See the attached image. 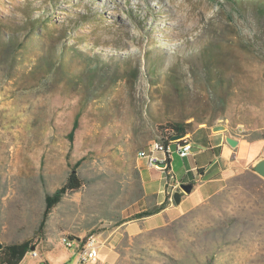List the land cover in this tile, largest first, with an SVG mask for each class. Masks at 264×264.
<instances>
[{
    "label": "rangeland",
    "instance_id": "obj_1",
    "mask_svg": "<svg viewBox=\"0 0 264 264\" xmlns=\"http://www.w3.org/2000/svg\"><path fill=\"white\" fill-rule=\"evenodd\" d=\"M194 114L264 140V0H0V236L59 264V249L82 264L65 236L92 234L97 264H264V180L249 172L161 228L133 219L156 204L138 153ZM82 158L83 188L37 239Z\"/></svg>",
    "mask_w": 264,
    "mask_h": 264
},
{
    "label": "crops",
    "instance_id": "obj_2",
    "mask_svg": "<svg viewBox=\"0 0 264 264\" xmlns=\"http://www.w3.org/2000/svg\"><path fill=\"white\" fill-rule=\"evenodd\" d=\"M228 136L238 141L237 147H231L227 143ZM189 139L193 146L190 156L181 158L177 153L171 154L170 165L175 177L174 182L164 171L149 167L145 159L138 157V169L146 196L156 198L155 206L162 205L167 196L170 197L169 204L164 210L136 220L144 223L146 230L161 228L169 224L188 209L212 198L223 189L228 180L241 173L250 172L259 176L254 168L260 160L264 159V140H249L245 135L239 134L234 136L229 130L216 133L213 127L207 125L199 126L192 134H189ZM159 155L162 157V154ZM148 170L156 173V184L151 180ZM260 178L264 180V177ZM183 184L192 185L193 188L190 193L182 192V200L178 205L174 202L173 195L177 191H182ZM146 210L148 209L145 208L142 211ZM149 221H153L154 224L147 225ZM0 241L3 246L11 245L1 236ZM40 247L32 248L19 264H46V260L50 264H59L57 261L51 262L50 260L49 252L52 248ZM62 251L59 249L62 258L60 263L66 264L63 263ZM71 252L78 254L77 250H71ZM32 253H37V257H34ZM0 264H6L4 257L0 260Z\"/></svg>",
    "mask_w": 264,
    "mask_h": 264
},
{
    "label": "trees",
    "instance_id": "obj_3",
    "mask_svg": "<svg viewBox=\"0 0 264 264\" xmlns=\"http://www.w3.org/2000/svg\"><path fill=\"white\" fill-rule=\"evenodd\" d=\"M33 37H35L34 34ZM79 117L80 116L78 115L75 118L72 130L68 137L71 142H73L75 132L79 127ZM192 118L199 124H206L209 127L214 126V124H210L208 121H206V119L200 118L196 114L189 115L182 120L170 121L168 123H164L160 125L159 127L160 136L158 142L168 143L169 140L174 136L189 135L190 134L189 128L192 126L193 123H186L185 120L188 121L189 119ZM84 160H85L84 158L78 160L73 166L75 168L74 170H77L83 164ZM249 175L255 180H260V177L253 173L249 172ZM83 185L84 183L82 182L79 174L73 173L72 171L68 176L67 182L62 187H60L55 193L46 196L45 210L40 225L38 227V231L36 233L37 239L42 238V236L44 235L49 217L51 216L53 210L62 201L64 196H66L67 194L78 192L83 188ZM169 198L170 197L167 196L166 201L162 205H156L155 208L152 210H146L135 214L133 219H141L161 212L168 206ZM33 247H37V245L34 244V241L32 240H27L21 243H16L11 245H5L3 249L0 251V260L4 257L6 264H19L20 261L26 256L27 253L31 251Z\"/></svg>",
    "mask_w": 264,
    "mask_h": 264
},
{
    "label": "built area",
    "instance_id": "obj_4",
    "mask_svg": "<svg viewBox=\"0 0 264 264\" xmlns=\"http://www.w3.org/2000/svg\"><path fill=\"white\" fill-rule=\"evenodd\" d=\"M192 143L189 135L178 139H170L168 143L154 142L149 149L142 150L138 157L145 159L149 167L164 171L170 180L175 181L174 174L171 170L170 157L172 153H177L181 158H186L192 154ZM155 152H162V159H155ZM174 184V183H173ZM62 243L71 250H77L79 261L82 264H97L100 255V242L96 234L90 235L85 240H76L65 236ZM37 257V253H32Z\"/></svg>",
    "mask_w": 264,
    "mask_h": 264
},
{
    "label": "water",
    "instance_id": "obj_5",
    "mask_svg": "<svg viewBox=\"0 0 264 264\" xmlns=\"http://www.w3.org/2000/svg\"><path fill=\"white\" fill-rule=\"evenodd\" d=\"M213 131L214 132H226L228 131L227 127L224 126V125H216L213 127ZM186 135H177V136H174L172 137L171 139L172 140H178V139H181L183 137H185ZM227 143L231 146V147H237L238 145V141L236 139H234L233 137L231 136H228L227 139H226ZM255 172L260 176V177H264V159L260 160L256 166H255ZM73 173H77V170H73ZM193 186L192 185H189V184H183L181 186V189L182 191H177L174 193L173 195V200L176 204H180L181 203V200H182V192L184 193H190L191 190H192ZM3 244L2 242L0 241V251L3 249ZM35 247H33L34 249Z\"/></svg>",
    "mask_w": 264,
    "mask_h": 264
},
{
    "label": "bare ground",
    "instance_id": "obj_6",
    "mask_svg": "<svg viewBox=\"0 0 264 264\" xmlns=\"http://www.w3.org/2000/svg\"><path fill=\"white\" fill-rule=\"evenodd\" d=\"M159 154H162V152H155V159H162Z\"/></svg>",
    "mask_w": 264,
    "mask_h": 264
}]
</instances>
